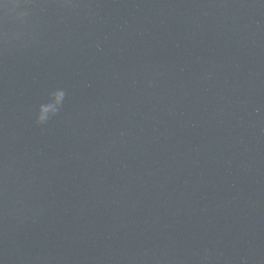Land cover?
Segmentation results:
<instances>
[{"label":"water","instance_id":"obj_1","mask_svg":"<svg viewBox=\"0 0 264 264\" xmlns=\"http://www.w3.org/2000/svg\"><path fill=\"white\" fill-rule=\"evenodd\" d=\"M16 3L0 264H264V0Z\"/></svg>","mask_w":264,"mask_h":264},{"label":"clouds","instance_id":"obj_2","mask_svg":"<svg viewBox=\"0 0 264 264\" xmlns=\"http://www.w3.org/2000/svg\"><path fill=\"white\" fill-rule=\"evenodd\" d=\"M16 0H0V12L7 13L8 11L15 9L17 7ZM26 12H20L18 14V18L23 19L26 16ZM52 95L57 97V102L55 105L48 104L42 105L37 114V124H43L47 120L48 117L55 115L57 107L60 105L61 101L64 97V92L62 90L54 92Z\"/></svg>","mask_w":264,"mask_h":264}]
</instances>
